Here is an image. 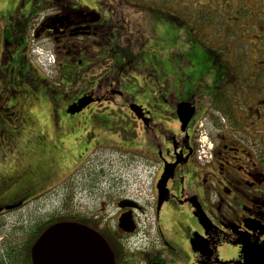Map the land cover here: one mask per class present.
<instances>
[{
	"label": "flooded vegetation",
	"instance_id": "flooded-vegetation-1",
	"mask_svg": "<svg viewBox=\"0 0 264 264\" xmlns=\"http://www.w3.org/2000/svg\"><path fill=\"white\" fill-rule=\"evenodd\" d=\"M13 1L19 9L13 19L15 30L5 24L0 13V110L16 114L14 121L0 116V173H4L3 150L17 154L21 160V151H16L21 139L34 131L29 121L40 106L42 119L44 110L58 108L65 97L69 101L60 108L65 112L82 97L92 99L79 113L75 112L78 116L89 110L103 112L104 107L118 113L120 108L129 133L124 135L115 123L101 122L97 132L104 140L97 144L113 146L112 139L127 142L126 148L139 155L148 170L152 201L131 194L111 200L116 227L109 238L99 230L104 224L93 227L74 221L102 233L114 252L115 264H166L165 254L180 256L182 236L175 233L168 238L163 227L176 217L182 221L181 214L188 212L192 223L184 224L190 260L180 264H248L242 253L246 239L259 244L264 240V48L227 41L235 30L264 27V0H220L226 8L220 17L229 20V24L218 28H223L222 38H227L221 41L226 42L227 51L205 60L204 68L199 61L192 67L188 58L180 59L181 64L193 68V76L187 77L194 81L190 87L178 83L175 69L164 66V58L160 57L161 51L170 50L160 37L162 22L156 9V4L165 0H100L102 5L95 0H0L1 12ZM191 7L189 12L206 27L216 23V13L211 16L198 6ZM240 7L241 14L237 13ZM125 14L138 25L143 38L138 44L141 50L136 49L132 38H118L126 57L120 67H127L122 88L111 42L123 33L129 19ZM240 18L245 19L243 27L237 26ZM230 23L234 25L230 27ZM33 42L55 51V76L37 63ZM198 87L208 90L198 93ZM46 95L51 99H45ZM70 120L65 124H73L74 129L79 122ZM90 127L96 129L89 123L84 128ZM204 142L211 152L199 157ZM15 154L14 159L8 155L14 165ZM69 155L67 171L62 167L55 173L63 171L68 177L83 162L75 163L72 169L78 155L71 159ZM163 180L165 193L160 203ZM123 200L137 204L122 206ZM25 202L19 197L11 201L9 210ZM164 205L167 210L162 215ZM150 208L157 227L143 230L140 220L148 224ZM130 209L136 226L126 231L119 226V218ZM6 211L4 208L0 214ZM201 221L208 222V230ZM197 233L203 239H198ZM231 244L238 250L227 247ZM225 250L238 251L237 257L222 259L229 253L224 254Z\"/></svg>",
	"mask_w": 264,
	"mask_h": 264
},
{
	"label": "rangeland",
	"instance_id": "rangeland-1",
	"mask_svg": "<svg viewBox=\"0 0 264 264\" xmlns=\"http://www.w3.org/2000/svg\"><path fill=\"white\" fill-rule=\"evenodd\" d=\"M95 1L99 2L100 5L103 4L100 0ZM221 1L180 0L178 2L177 0H165L159 6L156 4L162 22L159 34L165 46L170 49L169 52L167 50L161 51L160 57L164 58V66L175 69L177 76L174 75V77L183 87H185V83L186 87L194 84L192 79L187 78L193 76L194 73L193 68L181 64L182 60L180 59L188 58L192 62V67L199 61L201 67L204 68L206 67L205 60H211L213 56H219L221 53L223 55L227 51L224 49L226 42H221L227 39L222 38L224 36V33L221 32L223 28L218 30L221 25L229 24V20L226 21L225 17H220L224 13V7L219 3ZM146 2L150 3V0ZM16 4V1H13L6 6L4 12L0 10L5 18V24L13 30L17 28L13 24V19L16 17L15 13L19 10L15 8ZM193 5L198 6L199 10H205L206 14L208 11L210 14H217V17L214 18L216 23L210 27L211 29L209 26L206 27L205 24H202L198 18H195L194 13L189 12V10H192L191 6ZM224 10L226 11V8ZM242 10L243 8L240 7L237 13L241 14ZM115 16L113 17L115 18ZM124 16L129 18L130 15L125 14ZM173 16L174 18H172ZM134 20L138 24L136 17H134ZM239 20L237 26L243 27L245 19L240 18ZM128 23H130V26ZM124 25L123 33H119L111 42L112 48H115L114 68L115 72H118L121 77L122 88H124L123 82L126 79L125 70L127 67H120L126 57L118 38L119 36L132 38L133 44L138 50H141L138 44L143 38L140 28L138 25L131 23V18ZM231 25L234 24L230 23V27ZM232 34L233 36L227 42L242 43L244 47H248L250 44L264 48V27L254 26L249 29L235 30ZM145 36L150 37L151 35L146 34ZM240 47L242 46L240 45ZM243 51L248 52L246 49ZM146 55L147 58L151 56L150 52L147 51ZM54 70V66L47 70L50 76H55ZM69 79L73 80V77ZM196 90L198 93L203 94L208 88L198 87ZM45 97V99H51V96L46 95ZM120 98H123V96ZM68 101L69 99L65 97L62 105L58 108L44 110L42 115L45 118L43 119L40 117L41 106L37 110L35 109V117H32L29 121L30 125L34 127V131L26 136L27 139L26 137L25 140L21 139V145L16 151H21V160H18V155L15 153L2 151L1 162L2 172L4 173H0V208L8 206L11 201L19 197L28 201L22 207L0 214V257L6 253V248L18 247L22 240H26L25 231L29 228L31 221L44 218L56 211L78 212L82 214V217L89 220L98 218L105 227L109 228L110 226L114 229L116 227L113 218L115 209L111 200L116 196L131 194L134 197H139L142 201H152V191L147 183L148 170L142 165L141 157L134 155L131 153L132 150L126 148L125 143L127 142L121 139H117L116 142L112 139L113 146L105 145L103 147L97 144L104 140V137L97 132L102 124L101 122L113 120V123L119 125L118 127L121 128L124 135L129 133L125 129V121L121 119L125 116L123 111L118 108V113H116L109 110V107H104L103 112L89 110L78 116L76 113L79 112H65L64 109H60ZM105 111L108 112L105 113ZM58 115L61 119H58ZM0 116L3 119L5 117L10 118L12 121H14V117L16 119V114L11 113L9 115L3 109L0 110ZM69 119H71L70 121L79 122L73 127L74 129L71 128L73 124L71 126L65 124ZM86 123L94 125L96 129L92 127L89 129L84 128ZM70 148H75V150L71 151ZM13 154L17 157L16 166L14 161H10L8 158V155H10L9 157L14 159ZM68 155L70 159L78 155L73 161L72 169L76 166L75 163L80 160L83 162L74 173L66 177L68 173L63 171H67L70 164V160L67 158ZM62 167H64L63 171L55 173L59 168L62 170ZM166 210L167 207L164 205L161 209L162 215H165ZM181 217L182 221L176 217L170 222L168 221V224L163 227L168 238L174 237L175 233L182 236L180 238L182 239L180 256L165 254L166 264H180L182 260H190V252L186 249L188 247L186 232L188 231L187 225L184 223L187 222L188 225H191L192 222L189 218L192 215L183 212ZM140 224L143 230L156 229L152 208H150L148 224L144 225V219L140 220ZM127 240L125 241L127 242ZM227 247L238 250L237 246L232 244ZM226 252L229 251L225 250L223 253ZM237 254L238 251L235 253V250H231L221 258L230 259L237 257ZM224 256L233 257L225 258Z\"/></svg>",
	"mask_w": 264,
	"mask_h": 264
},
{
	"label": "water",
	"instance_id": "water-1",
	"mask_svg": "<svg viewBox=\"0 0 264 264\" xmlns=\"http://www.w3.org/2000/svg\"><path fill=\"white\" fill-rule=\"evenodd\" d=\"M91 101V98H80L70 106V112L81 111ZM164 184L165 180L159 186L160 203L164 198ZM120 204L134 206L137 203L123 200ZM132 212H124L119 218V226L126 231H132L136 226ZM202 224L208 230V222ZM197 238L203 239L198 233ZM244 244L242 253L248 264H264V240L259 244L246 239ZM31 255L33 264H115L114 252L104 236L88 225L72 221H61L49 226L33 244Z\"/></svg>",
	"mask_w": 264,
	"mask_h": 264
},
{
	"label": "trees",
	"instance_id": "trees-1",
	"mask_svg": "<svg viewBox=\"0 0 264 264\" xmlns=\"http://www.w3.org/2000/svg\"><path fill=\"white\" fill-rule=\"evenodd\" d=\"M209 13V11H208ZM206 14V13H205ZM211 16H213L211 14ZM212 17L210 18L209 23L212 21ZM53 98H55L53 94ZM113 123V120H110L108 123ZM28 200H26L25 203H27ZM24 203V204H25ZM67 213V214H66ZM78 220L81 222L89 223L94 226H98L100 221L96 220L95 218L85 219V217H82V214L75 212V213H68V212H60L56 211L44 218H39L37 220L31 221L29 224V228L25 231L26 232V240H22L18 247H12L10 249L6 248V253H4L0 257V264H32V258H31V248L34 242L38 239V237L43 233V231L50 226L51 224L58 222V221H66V220ZM99 230L106 236L112 237V227L109 226V228L104 226L102 230L99 228ZM119 251H122L121 244H118ZM3 257V258H2Z\"/></svg>",
	"mask_w": 264,
	"mask_h": 264
},
{
	"label": "built area",
	"instance_id": "built-area-1",
	"mask_svg": "<svg viewBox=\"0 0 264 264\" xmlns=\"http://www.w3.org/2000/svg\"><path fill=\"white\" fill-rule=\"evenodd\" d=\"M50 60H51V61H53V60H54V58H53V56H52V55H50V54H49V61H50Z\"/></svg>",
	"mask_w": 264,
	"mask_h": 264
}]
</instances>
